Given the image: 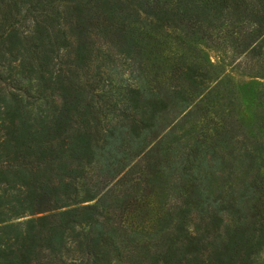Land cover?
Here are the masks:
<instances>
[{"label":"trees","instance_id":"obj_1","mask_svg":"<svg viewBox=\"0 0 264 264\" xmlns=\"http://www.w3.org/2000/svg\"><path fill=\"white\" fill-rule=\"evenodd\" d=\"M203 42L261 86L206 85L182 53L164 68ZM263 247L264 0H0V264H258Z\"/></svg>","mask_w":264,"mask_h":264},{"label":"rangeland","instance_id":"obj_2","mask_svg":"<svg viewBox=\"0 0 264 264\" xmlns=\"http://www.w3.org/2000/svg\"><path fill=\"white\" fill-rule=\"evenodd\" d=\"M198 53L195 54L194 52H190V49H185V48H174L173 52H169V50L163 51V55H167V58L162 62L165 65L164 68L166 69L167 63L169 62V54L172 55L174 58H177V54L182 53V54H187L186 58L187 60H194L199 63H201L205 68L210 70L211 75H213L212 78H210L207 82L206 85H213L216 83V80L214 79L215 75L216 78H222V77H231L232 83L235 84L236 87L238 86H246V87H252L256 86V88H259L261 86V82L263 79L261 77H255V76H250V75H245L242 73L243 69L242 66L234 67L233 62L231 63L232 59V50L229 49L226 51L219 49L216 47L213 43L210 42H203L198 44ZM237 57V54H236ZM242 57V56H241ZM113 77V82L112 84H106L104 85L101 90H105L109 92L112 97H119L121 92H123V87L118 85V80L116 78V75H112ZM124 78L130 77V72L125 71L123 73ZM216 84H214L215 86ZM212 114V113H211ZM171 113L166 114V118L169 117ZM189 122H186L184 124V128L189 125ZM179 130H177V133ZM254 260L258 264H264V247L259 249L253 256Z\"/></svg>","mask_w":264,"mask_h":264}]
</instances>
